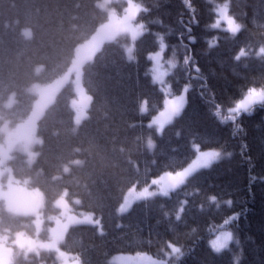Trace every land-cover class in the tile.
<instances>
[{
	"label": "trees",
	"instance_id": "1",
	"mask_svg": "<svg viewBox=\"0 0 264 264\" xmlns=\"http://www.w3.org/2000/svg\"><path fill=\"white\" fill-rule=\"evenodd\" d=\"M99 1L0 0V127L7 120L23 121L35 106L28 88L65 73L76 46L109 20ZM135 1L147 9L137 17L145 31L135 42V59L126 56L128 34L104 42L83 69V86L92 98L86 119L75 123L74 86L65 84L39 119L36 161L16 153L10 161L14 175L43 191L45 216L56 213L54 201L64 191L79 198L82 209L102 216L103 235L91 225L72 227L66 235L64 248L79 253L82 264H111L109 259L120 253L164 257L171 252L169 242L180 246L182 255L172 254L167 264H264V107L228 118L249 88L264 87V57L258 55L264 47V0ZM225 1L242 26L235 36L211 27L217 20L215 3ZM24 29H31L29 37ZM161 35L167 95L153 83L148 59L160 49ZM213 39L216 44L210 46ZM241 49L246 55L237 61ZM185 87L182 113L162 133L149 128L166 96H177ZM13 93L16 103L8 108ZM144 100L147 111L141 113ZM149 139L153 149L147 147ZM196 144L221 150L222 158L169 196L142 201L122 218L116 214L129 187L184 168L195 157ZM50 225L47 220L46 228ZM226 229L233 241L217 253L210 240ZM21 230L34 232L32 217L13 215L0 203V232ZM12 264L58 262L44 252L18 256Z\"/></svg>",
	"mask_w": 264,
	"mask_h": 264
},
{
	"label": "rangeland",
	"instance_id": "2",
	"mask_svg": "<svg viewBox=\"0 0 264 264\" xmlns=\"http://www.w3.org/2000/svg\"><path fill=\"white\" fill-rule=\"evenodd\" d=\"M119 2H126L125 7L120 12H119V8L115 5V3H119ZM134 2L137 3L135 0ZM225 3L228 5V15L233 17L229 11L228 1L222 3H216L217 4L215 6L216 13H217V9L223 6ZM110 5H115L110 7L108 11L110 13L109 14L110 21L108 23L107 22L103 23L99 27V29H101L103 26L104 27L94 37L92 36L90 39L80 43L77 46L76 55L69 69L60 77L53 80L52 82L34 83L28 88L29 92L36 95V105L33 112L22 122L12 125L9 121H6L0 127V134L4 135L3 141H0V201H2V203L5 206V209L11 214L33 217V221L36 227L35 236H31L24 231L17 232L16 234L13 235V237L10 236L9 234L0 233V264H11L13 259L19 255L39 254L44 250H50L54 252L60 264H65L67 257H64V255L73 257L70 254H67L66 251L64 252L62 248V243L65 239L68 229L72 226L80 225L78 221L81 220L85 215L94 214V216L97 219H100V217H97L96 214L93 212L77 210L76 203H78V200H75L74 203L71 202L67 198V194L65 192L55 202V207L59 209V213L52 218L54 224L50 226V228L47 230L45 228V219H44L46 218V216L44 212L45 197L43 192L38 188L29 187L26 182H20L16 180L13 174L10 160L12 159L14 154L18 152L24 153L27 156V159L31 163L36 160L38 155L36 146L41 143V137L38 134V121L41 118V116L44 114L48 106H50L54 102L57 90L61 89L65 84L73 83L74 85L75 97L72 98L71 105L75 110L76 124L77 125L81 124L83 120H85V118L88 116V109L91 104L92 98L90 94H88L84 89L82 82L84 65L86 64V62H88L94 57V55L101 48L103 42L114 40L123 34H128L127 24H128L129 0H101L100 2V6L103 9L104 7L108 8ZM234 19L237 21V23L240 24V22L236 18ZM134 23L139 24L140 22H137L135 20ZM220 27L226 30V24L223 21L221 22ZM31 32H32L31 29L24 30V33L27 36H30ZM132 44L133 42L131 41L130 38V42L126 45V47ZM157 52H160V49L152 54H155ZM161 63L163 65L162 70L168 73V69L164 65V50L161 52ZM154 66H155L154 62L152 61L151 69H153ZM151 75L153 78L152 71H151ZM167 76L164 79L163 85L157 82V84H159V86L166 93H168L169 90V86L166 84ZM246 93L243 95V97L246 95ZM182 94L186 95V102H187V94H185L183 91L179 95ZM173 97L166 96V99ZM239 100L236 103H238ZM14 102H15V95L11 96V98L7 101V106L11 107L14 104ZM236 103L230 108V110L233 107H235ZM159 112L152 117L150 123L154 118H156L159 115ZM153 143L155 145L154 141ZM211 150H216V149H211ZM201 151H206V150H201ZM68 170H69V166L65 168V171ZM200 170H198L197 172H199ZM144 187L141 188L136 187V188L137 191H140ZM147 187H149L150 191H157L156 185H152L150 183L149 185H147ZM126 194L127 192L125 193V195ZM157 195L160 194L158 193ZM151 197L143 198L139 201ZM139 201L134 202L132 206ZM46 230L47 233H45ZM225 231L231 232L232 241H233L232 231L231 230H225ZM44 233H45V237H44ZM216 236L213 237L211 240L215 239ZM231 242H229V244ZM229 244L227 245V247L229 246ZM172 254L173 253H169L165 258H158L147 253L116 254L110 259V262L112 264H153V261L155 262L163 261L164 264H167ZM67 264H72L70 258L67 259Z\"/></svg>",
	"mask_w": 264,
	"mask_h": 264
},
{
	"label": "snow or ice",
	"instance_id": "3",
	"mask_svg": "<svg viewBox=\"0 0 264 264\" xmlns=\"http://www.w3.org/2000/svg\"><path fill=\"white\" fill-rule=\"evenodd\" d=\"M188 0H185V3H187ZM142 11H147V9L143 8L138 3H135L134 0H129V9H128V24H127V32L128 35L131 38V41L133 42L132 45L127 46L126 56L129 61H132L135 59L133 53H134V44L138 37L142 36L144 34L145 25L143 23H134L136 20V17L140 14ZM217 16L218 19L216 23L211 25L213 28L220 27L221 22L223 21L226 24V30L229 31L233 36L237 34L241 30V24L237 23V21L228 15V5L225 3L223 6L219 7L217 9ZM191 31V29H189ZM159 48L160 52H157L155 54H150L148 59L154 62V68L151 69L153 73V83L159 82L161 85L164 83L165 77L168 75L167 72L163 71V65L161 63V52L165 48L164 38L163 36H159ZM192 42H195V38L192 37ZM216 40L213 39L210 41V46H215ZM246 55V51L244 49H241L238 54L235 56V59L239 61L242 57ZM258 55L264 57V47H260L258 50ZM170 67L172 69L176 68V63L174 61L168 62ZM185 64L188 63V58L184 61ZM199 71V69H197ZM184 93L186 94L188 91V88H184ZM167 94H170V86L169 91ZM260 105L264 107V87L262 88H256L251 87L247 90L246 95L239 100L238 103H236L235 107H233L231 111V115L228 117L230 120H235L239 114L241 113H247L249 115L252 114V111H254V107L256 105ZM186 105V95H177L173 98L166 99L164 101V109L159 112V115L152 120V122L148 125L149 128H151L153 125L156 126L157 132L162 133L164 127L171 123L175 117H178ZM147 111V100H144L140 105V112L144 113ZM217 116H219V112L216 113ZM148 149H153L155 147L153 141L151 139L147 142ZM195 152L197 153L195 155V158L191 160V162L184 168L178 171H165L162 175L159 176V178L152 179L151 184L157 186V191H150L149 187H144L142 190L137 191V188L135 185H133L128 191L127 194L123 198V202L120 204V206L117 209L118 214H124L127 212L132 204L136 201H139L143 198L155 196L158 193L160 195H163L165 197L169 196L170 192L175 191L176 189L180 188L182 185H185L186 183H189L190 177H193V174L196 173L200 169H207L209 168L213 162L217 161L219 158H221V151L219 150H206L201 151L199 145L194 146ZM230 155V154H229ZM209 199L212 202L216 201L215 196L209 197ZM187 203V201H184ZM226 203L230 206L231 201H226ZM184 212V208L180 207L178 209V213L176 215V220H180L181 216L180 213ZM232 219H235L233 217ZM80 225H91L95 228H97L100 235H103V226L101 224L100 219H97L94 214L85 215L81 220L78 221ZM229 223L228 220L225 221V224ZM232 241V234L229 231H221L215 239L210 241V247L217 253L221 252L223 249L227 247L229 242ZM167 247L171 249V253L176 254L177 259L182 255V250L179 246H176L175 244L168 243ZM67 259L65 261V264H67ZM72 264H82L81 256L79 253L75 255L74 258H72ZM153 264H164L163 261L161 262H155L153 261Z\"/></svg>",
	"mask_w": 264,
	"mask_h": 264
},
{
	"label": "bare ground",
	"instance_id": "4",
	"mask_svg": "<svg viewBox=\"0 0 264 264\" xmlns=\"http://www.w3.org/2000/svg\"><path fill=\"white\" fill-rule=\"evenodd\" d=\"M32 33V32H31Z\"/></svg>",
	"mask_w": 264,
	"mask_h": 264
}]
</instances>
